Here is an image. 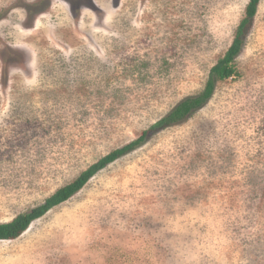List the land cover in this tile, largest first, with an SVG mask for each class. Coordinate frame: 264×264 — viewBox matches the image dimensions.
I'll list each match as a JSON object with an SVG mask.
<instances>
[{
    "label": "rangeland",
    "instance_id": "rangeland-1",
    "mask_svg": "<svg viewBox=\"0 0 264 264\" xmlns=\"http://www.w3.org/2000/svg\"><path fill=\"white\" fill-rule=\"evenodd\" d=\"M248 0H0V224L200 93ZM237 75L0 240V264H264V0Z\"/></svg>",
    "mask_w": 264,
    "mask_h": 264
},
{
    "label": "trees",
    "instance_id": "trees-1",
    "mask_svg": "<svg viewBox=\"0 0 264 264\" xmlns=\"http://www.w3.org/2000/svg\"><path fill=\"white\" fill-rule=\"evenodd\" d=\"M259 1L260 0H248L245 7L244 17L235 30L234 39L230 47L210 69L204 89L200 93L180 101L167 115L150 126L146 133L138 136L131 143L124 145L123 147L102 157L97 163L89 167L74 181H72V183L58 189L54 194L47 198L42 205L34 208L32 211L21 214L9 223L0 224V240L16 239L27 229L33 220L44 215L53 207L66 201L73 194L79 191L86 184L89 178H91L97 171L105 168L108 164H111L118 158L143 145L147 138L150 135L157 133L158 130H163L185 121L207 104L218 83L233 79L237 75L234 65L235 58L239 55L242 49L245 37L256 14Z\"/></svg>",
    "mask_w": 264,
    "mask_h": 264
}]
</instances>
